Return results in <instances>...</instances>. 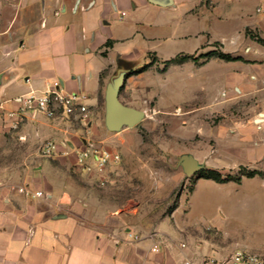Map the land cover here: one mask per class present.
Masks as SVG:
<instances>
[{
  "label": "crops",
  "instance_id": "crops-1",
  "mask_svg": "<svg viewBox=\"0 0 264 264\" xmlns=\"http://www.w3.org/2000/svg\"><path fill=\"white\" fill-rule=\"evenodd\" d=\"M257 38L264 40V0L0 3V152H23L18 166L29 168L14 183H0V264H222L229 259L235 251L181 238L177 226L155 234L112 228L96 192L66 171L79 168L76 152L91 139L66 119L41 115L18 124L16 99L59 82L64 91L88 97L93 118L100 112L107 70L127 74L130 65L141 67L149 55L164 63L179 54L208 51L215 41L224 47L222 53L242 60L206 58L201 88L215 84L226 92L221 103L248 104L244 117L228 118L230 123L217 131V154L231 150L240 165H264V46ZM192 40L199 43L189 53L173 49ZM108 42H113L109 48ZM212 66L213 78L208 75ZM202 102L215 101L206 96ZM46 141L60 145L57 157L40 156ZM36 154L44 159L38 166ZM19 187L43 196L27 197Z\"/></svg>",
  "mask_w": 264,
  "mask_h": 264
},
{
  "label": "rangeland",
  "instance_id": "rangeland-1",
  "mask_svg": "<svg viewBox=\"0 0 264 264\" xmlns=\"http://www.w3.org/2000/svg\"><path fill=\"white\" fill-rule=\"evenodd\" d=\"M0 3L9 6L16 0ZM194 43L199 42L192 40L173 49L189 53ZM207 47L208 51L203 47L204 51L193 55L195 60L168 68L157 55H149L141 66L153 65L126 79L120 92V101L144 112L145 117L135 127L118 132L106 127L104 91L120 71L107 70L100 112L86 124L66 120L83 129L84 137L97 148L118 153L120 161L112 163L103 174H85L80 167H67L66 171L96 192L112 228L124 231L136 227L155 234L177 226L181 238L195 239L226 252L244 250L264 256L263 161L251 167L240 165L237 152L224 150L218 155L216 151L217 131L230 123L228 118L243 116L248 104L221 103V94L226 92L218 91L221 87L215 84L206 91L201 88L200 66L206 54L210 50L222 53L224 48L215 41ZM186 55L190 56L179 54ZM136 68L139 65L129 66ZM209 70L213 78L216 67ZM206 96L215 102L204 104ZM187 154L205 167L191 177L179 164ZM36 156L34 165L38 166L44 159ZM22 157L23 152L18 150L0 152V183H14L27 175L29 168L18 166ZM209 168L230 180L216 186L213 180L201 178ZM251 172L255 173L253 178L248 177ZM247 179L253 181L243 182Z\"/></svg>",
  "mask_w": 264,
  "mask_h": 264
},
{
  "label": "built area",
  "instance_id": "built-area-1",
  "mask_svg": "<svg viewBox=\"0 0 264 264\" xmlns=\"http://www.w3.org/2000/svg\"><path fill=\"white\" fill-rule=\"evenodd\" d=\"M123 16L125 13L122 14ZM88 97L80 92L69 93L61 88L59 82L51 83L43 92L31 91L16 99L18 104V124L28 120L44 116L50 120L75 119L83 124L89 123L92 112L87 103ZM40 156L47 159L57 157L60 153V145L53 141H46L39 150ZM77 165L87 173L103 174L112 163L120 161V155L107 149H99L94 143H88L83 149L76 152ZM17 190L25 196L42 197V192L34 194L24 187ZM130 236H132L130 234ZM135 239H138L136 236ZM153 251L158 252L155 247ZM215 260L211 264H216ZM190 264V263H186ZM218 264V263H217ZM222 264H264V257L244 250L235 251L229 259Z\"/></svg>",
  "mask_w": 264,
  "mask_h": 264
},
{
  "label": "water",
  "instance_id": "water-1",
  "mask_svg": "<svg viewBox=\"0 0 264 264\" xmlns=\"http://www.w3.org/2000/svg\"><path fill=\"white\" fill-rule=\"evenodd\" d=\"M126 75V72L120 73L108 84L105 93V124L112 132L121 131L124 127L133 128L145 117L144 112L126 106L120 101V92ZM179 164L188 177L205 168L196 158L188 154L181 157Z\"/></svg>",
  "mask_w": 264,
  "mask_h": 264
},
{
  "label": "trees",
  "instance_id": "trees-1",
  "mask_svg": "<svg viewBox=\"0 0 264 264\" xmlns=\"http://www.w3.org/2000/svg\"><path fill=\"white\" fill-rule=\"evenodd\" d=\"M257 41L259 44L263 45L264 46V40L261 39V38H257ZM113 45V42H108L106 44L105 47L109 48ZM106 52L103 53V55H105ZM207 58H219V59H222V60H225L227 62H235V61H240L242 60V58L240 57H237V58H234L228 54H224V53H217V52H210L206 55ZM188 60H195V58L193 56H178L172 60H169V61H166L164 62L165 64V67L168 68L170 65L174 64V63H178V62H185V61H188ZM153 64L150 63V64H147L145 66H141L139 68H136V69H130L129 72L127 73V78H130L132 76H135V75H140L142 73H144L145 71H147ZM165 68V69H166ZM255 176V173L254 172H251L248 174V177L249 178H253ZM201 178H205V179H212V180H215L216 182H219V183H226L230 180V178H224L219 172L217 171H214V170H207V171H204L203 174L201 175Z\"/></svg>",
  "mask_w": 264,
  "mask_h": 264
}]
</instances>
